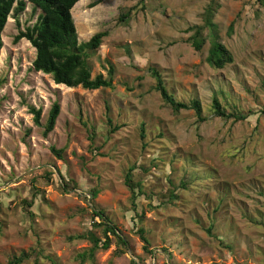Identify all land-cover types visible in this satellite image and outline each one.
<instances>
[{"label":"rangeland","instance_id":"374dc122","mask_svg":"<svg viewBox=\"0 0 264 264\" xmlns=\"http://www.w3.org/2000/svg\"><path fill=\"white\" fill-rule=\"evenodd\" d=\"M96 1H79L72 14L80 42L108 32L90 63L93 76H108L114 66L112 88L58 85L32 68L36 49L27 39L13 41L15 18L2 33L0 264L34 248L44 255L25 264H264V4L221 0L215 22L235 60L218 69L207 61L210 40L200 51L188 41V28L203 24L210 0H99L91 7ZM39 13L27 2L21 28ZM151 67L179 101L200 100L206 120L198 122L193 109L174 113L155 89ZM215 97L227 112L250 116H216ZM55 102L61 112L44 136L28 106L42 109L44 125ZM53 146L63 149V158ZM131 167L152 200L143 195L132 202L125 182ZM33 181L41 192L29 208L32 219L23 200L32 199ZM171 191L177 198L170 199ZM95 206L122 230L128 246L111 236L108 249L82 261L79 254L92 242L78 235L93 231L105 240L94 226L101 221L93 216Z\"/></svg>","mask_w":264,"mask_h":264},{"label":"trees","instance_id":"16d2710c","mask_svg":"<svg viewBox=\"0 0 264 264\" xmlns=\"http://www.w3.org/2000/svg\"><path fill=\"white\" fill-rule=\"evenodd\" d=\"M81 0H0V52L4 46L2 33L11 17L15 18L18 34L14 36L13 41L18 43L21 39H27L36 49V57L33 61L32 68L37 72L50 74L58 85H66L68 87H79L84 89L96 90L100 88H112L114 80V66H110L108 76L99 73L95 76L92 74V66L90 58L101 47L103 40L108 36L107 31H99L95 33L88 41L80 42L78 38L77 28L72 14L75 5ZM27 2L33 4L36 12L40 10L37 21L33 25L27 26L25 30L21 28L19 16L26 10ZM264 4V0H261ZM99 4V0L91 5V7ZM221 8V0H210L203 12V24L192 25L188 28L193 33L188 41L195 50H202L203 46L210 40V48L207 61L211 66L223 69L226 65L234 62L235 58L231 50L219 39V32L215 22L218 10ZM130 12L123 13L120 20L124 21L128 18ZM233 27V23L230 28ZM151 74L156 80L155 89L161 93L164 103L172 109L176 114L181 110L193 109L198 118V122H203L206 118L203 116V107L201 101L192 99L189 103L179 101L176 96L171 93L165 85L163 74L156 67H151ZM29 111L34 116V122L37 126H44L43 134L47 136L56 126L57 119L61 112L59 102H55L49 112L46 123L42 124V109L29 105ZM214 114L224 120L234 119V121H243L250 116V112L236 111L227 112L220 101L215 97L212 102ZM110 108L108 107V110ZM109 119V123H111ZM95 129L93 134H95ZM145 128L141 125V139L145 140ZM146 146V143L143 144ZM52 151L59 158H63V149L52 147ZM144 168V167H143ZM135 168H130L125 175V182L132 193V202L136 204L139 197L145 195L152 200V196L147 194L143 188L142 181H135L133 172ZM145 169V168H144ZM50 178L52 172L47 173ZM64 188L70 185L64 179ZM33 185L32 199L23 200L25 208L28 210L29 217L34 218V213L30 211L34 204V198L40 194V188L37 187L35 181ZM63 185V184H62ZM75 187V186H74ZM67 190V189H66ZM99 194V190L92 191L95 199ZM175 191H171L170 199L177 198ZM94 217H99L100 222H94V226L102 228L105 240L97 237L93 231L86 234L78 235L76 238L88 239L92 242V246L86 253L79 254V258L84 261L86 257L93 258L97 249H108L112 244L111 236L119 247L128 246L127 239L123 236L122 230L108 217L102 208L95 206L92 211ZM211 233V230L209 229ZM140 239L143 242V249L146 253L152 254L151 240L146 235V230L140 227L137 230ZM44 255V251L40 248H34L30 251H21L19 254H13L7 264H25L32 257L38 262L40 256ZM133 264H137L132 260Z\"/></svg>","mask_w":264,"mask_h":264},{"label":"bare ground","instance_id":"6f19581e","mask_svg":"<svg viewBox=\"0 0 264 264\" xmlns=\"http://www.w3.org/2000/svg\"><path fill=\"white\" fill-rule=\"evenodd\" d=\"M7 25H8V22H7ZM7 27V26H6Z\"/></svg>","mask_w":264,"mask_h":264},{"label":"water","instance_id":"95a60500","mask_svg":"<svg viewBox=\"0 0 264 264\" xmlns=\"http://www.w3.org/2000/svg\"><path fill=\"white\" fill-rule=\"evenodd\" d=\"M93 195H91V197H92Z\"/></svg>","mask_w":264,"mask_h":264}]
</instances>
